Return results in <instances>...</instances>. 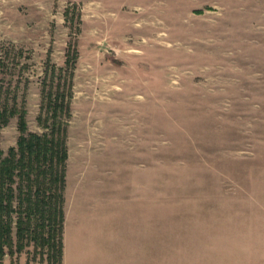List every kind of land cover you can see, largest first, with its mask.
<instances>
[{
	"label": "rangeland",
	"instance_id": "obj_1",
	"mask_svg": "<svg viewBox=\"0 0 264 264\" xmlns=\"http://www.w3.org/2000/svg\"><path fill=\"white\" fill-rule=\"evenodd\" d=\"M0 89L39 133L66 94L63 264H264V0H0ZM16 242L0 264H54Z\"/></svg>",
	"mask_w": 264,
	"mask_h": 264
},
{
	"label": "trees",
	"instance_id": "obj_2",
	"mask_svg": "<svg viewBox=\"0 0 264 264\" xmlns=\"http://www.w3.org/2000/svg\"><path fill=\"white\" fill-rule=\"evenodd\" d=\"M50 82L53 85L55 80ZM56 87L60 88V81ZM43 92V110L46 106L48 112L45 117L41 112L39 121L45 118L48 130L39 133L29 130L26 108L2 101L0 89V256L5 255L6 247L14 252L15 241L16 250L22 251L33 240L36 246L48 244L54 264H63L68 150L67 128L58 113L68 105L64 91ZM13 116L18 117L20 133L16 145L5 152L1 130Z\"/></svg>",
	"mask_w": 264,
	"mask_h": 264
},
{
	"label": "crops",
	"instance_id": "obj_3",
	"mask_svg": "<svg viewBox=\"0 0 264 264\" xmlns=\"http://www.w3.org/2000/svg\"><path fill=\"white\" fill-rule=\"evenodd\" d=\"M85 199H84V203L82 200V211L81 209H79L80 206L77 207L76 212H74L73 210L70 213V217H69V221H95V216L98 214L100 216V214L102 212H98L96 206H95V200H93L92 198V194L89 195H85ZM105 207V206H103ZM103 211V210H102ZM103 219L105 220H100V221H109V213L107 210V207L105 208V210L103 211ZM144 214L143 211H141V215L139 212H137V216L136 217H132V216H128L127 214V209H126V203L121 202L120 205H118V209L116 212V221H144ZM101 217V216H100ZM92 224H89L87 222L83 223V225L81 223H78L76 225L75 228V233H76V239L78 241L79 244L84 243L85 245L89 244L88 242L90 241L89 239V234L92 232V228H91ZM81 235H83L84 237H81ZM63 242H64V237H63ZM63 256H64V248H63Z\"/></svg>",
	"mask_w": 264,
	"mask_h": 264
}]
</instances>
